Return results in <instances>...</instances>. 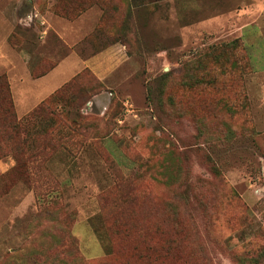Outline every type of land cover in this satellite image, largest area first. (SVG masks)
Wrapping results in <instances>:
<instances>
[{
  "label": "rangeland",
  "instance_id": "374dc122",
  "mask_svg": "<svg viewBox=\"0 0 264 264\" xmlns=\"http://www.w3.org/2000/svg\"><path fill=\"white\" fill-rule=\"evenodd\" d=\"M172 6L0 0L30 76L73 53L108 85L86 70L18 133L0 119V264H237L264 245V0Z\"/></svg>",
  "mask_w": 264,
  "mask_h": 264
},
{
  "label": "crops",
  "instance_id": "0c3cea01",
  "mask_svg": "<svg viewBox=\"0 0 264 264\" xmlns=\"http://www.w3.org/2000/svg\"><path fill=\"white\" fill-rule=\"evenodd\" d=\"M169 2L171 3V7H173L172 3H174V0H169ZM250 11L251 9L242 10L243 13H241L240 16H242V14L247 15ZM170 16L173 17L172 14ZM0 23H2L1 18ZM49 28L51 27L49 26ZM1 29L2 25H0V31ZM60 30L63 32V36L65 35L67 37L68 35H70V33L68 32V28L62 27ZM58 38L61 40V35H59ZM44 39H42V41ZM6 48H8V46L4 43L0 32V66L2 65L6 67L10 65L12 67V74L10 76V89L16 115L18 114L17 101L15 100L16 96L17 98H19L21 104L20 107L22 106V108L23 105H25L23 99H30L33 96L37 97V104L34 105L31 109H28L25 113L23 112V114L27 115L36 106L48 99L51 95H53L57 90L62 88L66 83L72 80L77 74H79L84 69H88L92 74L97 77L99 81H101L104 85H106V87H108L107 83H105L107 74L105 75V72L100 73L102 72L100 71V66L97 63L88 64V62H84V59L79 55L72 53L68 57H64L63 59L58 61L55 66L44 75L32 78L27 69L24 68V64L22 62V59L20 58V55L15 53L14 50H11L9 55H7L8 50ZM4 55L6 59L10 58L8 59V62L2 61V57H4ZM130 59L131 57L126 56L125 60L123 61H129ZM110 72L111 71H109V73Z\"/></svg>",
  "mask_w": 264,
  "mask_h": 264
},
{
  "label": "trees",
  "instance_id": "16d2710c",
  "mask_svg": "<svg viewBox=\"0 0 264 264\" xmlns=\"http://www.w3.org/2000/svg\"><path fill=\"white\" fill-rule=\"evenodd\" d=\"M55 66V64L50 68L48 69L47 71L43 72V73H40L38 75H35V76H31L32 78H36V77H39L41 75H44L45 73H47L49 70H51L53 67ZM89 71L88 69H84L82 70L79 74H77L72 80H70L69 82L71 81H74L76 80V78H78V76L83 72V71ZM90 72V71H89ZM91 73V72H90ZM68 82V83H69ZM66 83V84H68ZM101 83V82H100ZM65 84V85H66ZM102 84V83H101ZM64 85V86H65ZM63 86V87H64ZM62 87V88H63ZM62 88H60L59 90H61ZM59 90H57L55 93H58ZM53 94L51 95L48 99H46L45 101H43L42 103H40L38 106H36L31 112H29L27 115H26V118L22 121L18 120V117L16 115V112L14 110V107L13 106V103L9 100L8 102V106H7V109H5L3 112L0 113V119L5 122V124L7 125V129L10 131V132H13V133H18L20 128H23V126L27 125V123H29L30 120H32L34 117L38 116L39 114H41V112H43L44 110H47L46 106L48 107L47 103L48 101L55 97L56 94ZM23 125V126H22ZM245 258H247L245 260ZM245 258H242L240 260H238V263L237 264H264V245L255 253V254H252L250 256H246Z\"/></svg>",
  "mask_w": 264,
  "mask_h": 264
}]
</instances>
